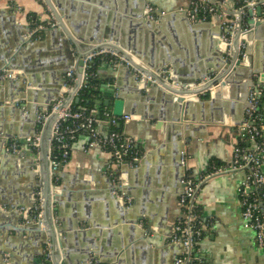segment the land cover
<instances>
[{"label": "crops", "instance_id": "obj_1", "mask_svg": "<svg viewBox=\"0 0 264 264\" xmlns=\"http://www.w3.org/2000/svg\"><path fill=\"white\" fill-rule=\"evenodd\" d=\"M50 1L54 6L56 1L62 2L63 8H55L63 28L58 26L59 22L44 0H0V55L14 51L18 41L25 40L29 44L21 48L20 59L23 63L14 66L31 68L34 67L33 63L39 64L35 73L11 69L16 78L0 86V229L4 228L0 230V249L7 253L0 252V264H55L50 246L44 242L49 235L50 225L43 222L52 221L57 225L59 221L58 227L69 228L75 220V211L95 228L85 230V225L81 224L75 231L81 234L78 238H68L64 234L61 238L65 248L61 250L57 246V264L62 261L72 264L68 254L80 256L78 250L82 246V235H88L97 228L100 229V240H94L91 236L88 238L94 244H99L102 250L105 235H110V245L107 242L105 245L111 250L120 243L123 246L121 257L126 262L132 259L134 264H174L184 253L180 244L171 241L175 224L182 215L179 204L181 179L187 174L199 181L213 167L230 165L234 149L240 143L238 128L244 121L246 98L255 84L263 89L261 112L264 118V82H260L259 76H254L253 84L252 78L243 76L238 83L235 81L231 85L211 88L209 92L215 91L212 101L202 94L183 97L196 99L191 114L193 120L176 123L182 126V139L175 142L167 140L163 131L157 129V122L150 117L152 109L166 108V96H169L172 97L171 113L175 114L177 98L180 97L169 89L179 88L176 81H192L210 68L215 69L219 62L223 64L224 70L226 64L223 58L216 57L215 53H225L224 60L235 52H239V58H244L245 54L248 56L247 67H239L243 72L230 73L223 82L227 78L238 79V75L249 74L257 68L264 70V28L246 35L244 40L243 34L239 35L234 47L233 36L222 38L229 30V24L237 23L235 14L243 6L238 0L229 2L227 16H211L200 23H193L183 15H172L200 0ZM210 1L217 3L222 0ZM149 6L171 15L161 19L158 16L153 21L151 18L146 19L144 17ZM31 20L47 22L51 26H44L43 33L33 38L30 36ZM248 29V26H243V31ZM109 30L114 39H108V42L121 50L120 57L128 59L134 66L154 72L162 66L163 57L169 56L170 68L166 70L174 74V82L170 85L150 90L152 103H143L134 99L136 96L141 98L138 94L141 89L135 85L125 64L106 60L102 62L101 59L98 65L101 100L98 99L97 103L109 100V104L105 105L113 112L114 95L106 90L115 86L128 102L146 106L144 115L147 117L140 113L133 115L132 120L122 128V132L134 140L141 154L139 166L130 168L113 164L109 153L86 148V136L77 138L68 162L55 174L51 171L44 140L38 153L27 150L15 158L5 151L10 141L24 140L37 133V120L28 107L33 106L35 110L42 102L54 98V91L58 87V98H69L66 74L77 66L78 59L75 61L71 48L64 45L67 37L71 36L84 50L94 46L90 36H101L103 41L109 35ZM105 52L103 55L115 58L112 53L115 50ZM14 61L11 60V64ZM70 64L71 67L67 69ZM2 65L0 61V67ZM21 76H32L29 78L33 84L22 80ZM168 78L165 77L164 81ZM204 84L198 87L192 85L191 88L197 90ZM32 92L35 94L31 96ZM12 97L15 98L13 101L10 100ZM246 146L254 148L255 145L247 143ZM183 151L187 156L186 167L181 165L180 154ZM244 176L243 171L224 172L208 177L201 184L196 203L201 220L210 225L205 228L197 245V264H264L254 232L246 229L242 221L238 186ZM49 181L57 189L52 188L47 195L44 183ZM118 185L122 186L123 193L118 199H108V194H116L111 191ZM42 192L50 199L46 202L40 197L42 225L32 233H25L22 229L27 223H37L32 222V211L37 204V193ZM54 194L60 197L58 212L52 211V208L57 207L52 204ZM12 207L25 208L29 212L21 214ZM120 210L141 218L135 225L136 234H129L133 235V244L127 247L126 220L118 224L115 222L120 219ZM137 235L145 242L144 250L136 248ZM106 259H94L93 264H101Z\"/></svg>", "mask_w": 264, "mask_h": 264}, {"label": "built area", "instance_id": "obj_2", "mask_svg": "<svg viewBox=\"0 0 264 264\" xmlns=\"http://www.w3.org/2000/svg\"><path fill=\"white\" fill-rule=\"evenodd\" d=\"M235 0H222L221 2H211L210 0L194 1L185 12L187 18L193 23L207 21L211 16H227L226 7L229 2ZM243 6L247 0H238ZM242 6V7H243ZM151 20H156L158 16H164L167 13L157 8L148 7ZM237 20V19H236ZM236 21L231 22L228 26L229 30L234 32ZM44 26H39L32 30L30 36L33 37L38 30H42ZM233 36V35H231ZM115 55L116 63L125 64L132 68V73L136 80L143 84L144 90H148L145 86L146 81H155L147 77L142 71L120 54L112 52ZM106 54L104 50L94 52L84 58L83 72L80 74L77 68L69 70L66 74V87L68 89L69 98L58 100L52 104L48 110L39 113L37 118L38 130L34 137H28L24 140H12L7 145V151L12 154H20L24 151L38 153L41 149L43 133L45 131L48 120L55 115L52 125V133L49 138L50 149L48 157L50 160L51 171L56 172L61 166L68 162L73 143L80 136H86L88 143L86 148L100 149L111 155L113 164L117 166L126 165L130 168H137L141 160V154L136 148V144L132 138L124 133L113 131L114 127L121 124L129 123L131 116L123 115L117 117L113 112L105 109L100 112L98 109L85 110L74 107L75 98L82 88L86 87L89 78H95L96 74L91 73L94 59L100 55ZM16 74L11 70L0 71V86L7 80L15 79ZM80 80V82H79ZM74 95L71 97V93ZM263 89L260 85H253L247 95L246 110L244 121L238 128L240 143L234 149L233 160L230 165L224 167H213L206 175L201 176L199 181H195L187 174L181 179L182 191L179 196V204L181 206L182 215L177 220L171 241L180 244L184 253L175 260L174 264H197L196 248L203 237L205 228L210 225L204 224L201 220L199 207L196 203L198 190L201 184L210 176L224 172H245V176L238 186V193L241 204V216L243 225L246 229H250L255 234V242L261 251L264 259V118L261 112V100ZM254 144V148L246 146V144ZM55 144L59 153L57 156L52 155V145ZM181 165L186 167L187 156L183 151L180 154ZM39 195V199L41 194ZM12 209L18 210L21 214L29 212L25 208ZM35 210L39 208L35 207ZM34 210L32 211V213ZM41 220L40 213L33 218L32 222Z\"/></svg>", "mask_w": 264, "mask_h": 264}, {"label": "water", "instance_id": "obj_3", "mask_svg": "<svg viewBox=\"0 0 264 264\" xmlns=\"http://www.w3.org/2000/svg\"><path fill=\"white\" fill-rule=\"evenodd\" d=\"M47 4V6L50 8V10L53 12L54 16L56 17L57 21L59 22V27L63 28L62 26V22L60 17L58 16L57 12H56V8L55 6L59 7V8H63L62 7V2H55V6L54 4H52V2L50 0H44ZM176 14V15H183L185 17L186 13L185 12H177V13H172ZM72 14H70V18ZM171 15L170 13H167L164 16H161V18H165L167 16ZM236 17H237V24L236 27L234 29V32L228 30L226 31L224 34V36H222V38L225 39H229L230 35H233L232 37V46H236V42H237V38L238 36L241 34H243L242 39L244 40V38H246L248 34H251L252 32H256L261 29L264 28V0H247L246 4L239 8L236 12ZM137 16H141L139 14H137ZM146 19H150V15H149V11L148 8L146 9V13H145V17ZM153 21V20H152ZM156 22V21H155ZM248 26L249 29L247 31H243V26ZM206 28V27H205ZM79 32V30H78ZM98 31H96L97 34ZM109 35L105 37V40L101 41V36H90L91 40L94 41V46L86 48L84 50H82V46H80V43L76 42L71 36L67 37V41H64V45L68 48H71V53L74 54V60L76 61V59H78L77 62V66H75V68H77L78 73H79V79L81 80L80 74H82L83 72V66H84V58L94 52L100 51V50H115V52L117 53H121V50H119V48H117V46H115L114 44H111V42H108L109 40H113L114 36H110L111 35V31L109 30ZM104 39V38H102ZM83 40V39H82ZM85 40V39H84ZM221 43V42H220ZM29 42L27 41H18V45L14 48V51H10L7 52L5 54L0 55V61L3 63V65L0 67V70H11V69H16V70H23L25 73L29 74V73H35L38 69H39V64L37 63H33L34 67H24V66H19L18 68L15 67L14 65L16 63H23L22 60L20 59V53H21V48L23 46L28 45ZM215 56H221L223 58V62H225L226 64V68L224 70H222L223 68V64L221 62L217 63V67L214 68H210L207 72H203L201 74H199L196 78L192 79V81H185V82H178L176 81L175 84L179 85V88L175 89L174 88H170L169 91H171L173 94L179 95L180 98H177V104L175 106L176 112L175 114L171 113V102H172V97L166 96L167 101V107L166 108H162V109H152V114H151V118H153L156 122H157V129L158 130H162L164 136L167 138V140L169 141H179L182 139L180 130L182 128V126H178L176 123H183L185 121H189V120H193L192 117V113H193V104L195 102L196 99L194 98H183L185 96L187 97H192L193 95H200L202 94L205 98H209V100L212 101V99L214 98V94L215 91L211 90L209 92V90L217 85H221V86H227V85H231V83L235 82L238 83L240 82L241 78L243 76H245L246 78H252V83L254 84L255 80H254V76H259L260 82H264V70H260L259 68L253 70L252 72H250L249 74L245 75H238V79L235 78H227V80H225L223 82V79L225 77H228L230 73H239V72H243L241 70H239V67L242 66H246V57L247 54H245L244 58H239V52L238 54L235 52V54L233 53V55L229 58V59H225V53L219 54V53H215ZM169 56H164L163 57V63L162 66L158 69H156L154 72H148L147 70L136 66L140 71H142L147 77L152 78L155 83L153 84L151 81H146L145 82V86L148 87V90H144L143 84L139 83L136 80L135 75L132 73V68L131 67H127L128 68V72L131 73L133 79L135 80V85L138 86L141 90L138 92V94L141 96V98L139 96H136V98H134L136 101L137 100H141V102L143 103H152V97L149 95L150 90L158 87V86H164L167 87V85H170L172 82H174L172 75H174L171 71H167L166 69L170 68L168 62H169ZM11 60H15L13 62V64H11ZM128 60V59H127ZM229 60V61H228ZM218 61V60H217ZM134 66V65H133ZM70 66L67 67L70 68ZM135 67V66H134ZM247 67V66H246ZM32 78V76H29ZM27 77L21 76L22 80H27V82L29 84H33V81ZM165 77H169L168 80L165 82L164 78ZM235 79V80H234ZM79 80V82H80ZM238 81V82H237ZM205 83L204 86L202 88H199L197 90H192L191 86L194 85V87H198L199 85H201L202 83ZM169 87V86H168ZM176 87V85L174 86ZM60 87H58L59 89ZM58 89L55 92V96L54 98L52 97L51 99H48L44 102H42V105H39L37 107H35V110H33V106L28 107L27 109H29V111L34 112L35 115V121L38 118L39 113L44 112L46 110H48V108L52 105V103L57 102L58 100H60L58 97ZM107 92L111 93L114 95V97H112V99L114 100L113 103V114L117 117H121L123 115H128V116H133V115H137L140 113V115L146 116L144 115L145 113V108L146 106L141 105L138 106V104H136L135 102H128L126 97H124L122 94L119 93L118 90H116L115 86L110 89L106 90ZM144 91H147V94H144ZM35 94L34 92L31 93V96ZM74 95V93H71V97ZM202 96V97H203ZM199 97L198 99L201 102L203 101V98ZM15 98L12 97L10 98V100H14ZM29 99H32L31 97ZM247 99V98H246ZM75 103L78 104L80 102L79 98L76 97L75 98ZM105 104H109V100H105ZM245 110H246V106H245ZM147 117V116H146ZM55 120V115L53 117H51L46 125L45 131L43 133V142L45 144V148H46V153H49V149H50V142H49V138L51 136L52 133V125L53 122ZM120 127V126H119ZM37 133L34 134V136H36ZM42 142V143H43ZM5 144H7V140L5 142ZM7 151V150H5ZM12 154V153H11ZM15 158H18V156H20V154H13ZM48 161L50 163L49 157H48ZM55 174V173H53ZM44 187H45V192L47 191V195H49V191L54 188L57 189V187H53L51 181L49 182H45L44 183ZM53 189V190H54ZM112 193H116L114 196H111L110 194L107 195L108 199H118V196L121 195L123 193V188L122 186L118 185L117 187H114L111 191ZM46 194H41V198L45 199L46 202H49L50 199L49 197L47 198ZM60 199V197L57 194L52 195V204L57 205L56 208H52L53 212H58L59 210V205L61 203L58 202V200ZM116 204L118 205V202L116 201ZM45 206V204H44ZM119 208V207H118ZM75 220L73 221V223L71 224V226L69 228L67 227H58V225L60 224V222L58 221V224L56 225L55 223H53L52 221H46L43 222L45 225L48 224L49 226V235L44 239V242L49 244L50 249H51V255L53 256V260L54 263L57 264V258L56 255H58L57 253V246H59V248L62 250L65 248L64 246V242L62 241V236L65 234L66 237L68 238H78L79 236H81V234H77L75 233L76 229L80 228L81 224L85 225V230H88L92 227L95 228V226H91L88 223V220L81 217V214L77 211H75ZM126 220V230L128 231V239L125 245L126 247L128 245H132L133 244V235H129V234H136V228L135 225L138 224L141 221L140 217H136L130 213H125L122 210H120V219H116V223H121L122 221ZM42 225V223L39 221L36 224H30L27 223L26 226L22 229L25 233L27 232H33L34 230H38L40 228V226ZM4 230V228H1ZM0 229V230H1ZM1 232V231H0ZM71 232V233H70ZM74 232V233H73ZM131 232V233H129ZM4 234V232H2ZM100 229H94L93 232L88 233L87 234H83L82 236H84L83 240H82V246L80 247V249L78 250L80 252V256L77 257H72L71 254H68V260L72 263V264H87L88 262H90L91 264H93V260L94 259H103V257H107L106 260H103L101 262V264H134L131 259V261H127L121 257L123 255L122 253V245H120V243L116 244V247H113L111 250H109V247H107V245H110V238L108 236V234H106V240L104 241V244L102 246V250L101 248H99V244H94L93 240L88 236L94 237V240H100ZM112 234V232H111ZM144 235H146V232H144ZM107 242V245H105ZM137 246L136 248L138 250H144L145 248V242H143V239L137 235V240H136ZM131 247V246H130ZM129 251V250H128ZM0 252H3V249H0ZM4 254H7L6 252ZM66 254V253H64ZM67 255V254H66ZM70 255V256H69ZM93 255V256H92ZM109 257V258H108ZM66 258V257H65ZM109 259V260H108ZM61 264H66L64 261L61 262Z\"/></svg>", "mask_w": 264, "mask_h": 264}, {"label": "trees", "instance_id": "obj_4", "mask_svg": "<svg viewBox=\"0 0 264 264\" xmlns=\"http://www.w3.org/2000/svg\"><path fill=\"white\" fill-rule=\"evenodd\" d=\"M31 22V29L32 30H35L36 28H38L39 26L43 25L45 27H50L49 26V23L47 22H36V21H30ZM43 33L42 30H38L33 38H37L38 36H40L41 34ZM101 59H102V62L103 61H109V62H113V63H116L117 60L113 57H110L109 55H100L98 57H96L93 61L94 65L93 67H91L90 69V72L92 73H95L96 74V77L95 78H89V80L87 81V84H86V87L82 88V90H80V92L78 93L77 97L79 98L80 102L78 104L74 103V107L76 109H79V108H82V109H85V110H92V109H98L100 112H102L103 110L107 109L109 110V107L105 105V103H97L98 99L101 100V93L98 89V84H99V81H98V76H97V68H98V65L99 63L101 62ZM110 111V110H109ZM122 128H123V124L117 127H114L113 128V131H116L118 133H123L122 132ZM59 153L57 147L55 146V144L52 145V155L53 157L54 156H57V154ZM37 204H36V208H39V210H35L34 209V212L32 213L33 214V217H36L38 216V214L41 212V202H40V199H39V195L37 193Z\"/></svg>", "mask_w": 264, "mask_h": 264}]
</instances>
